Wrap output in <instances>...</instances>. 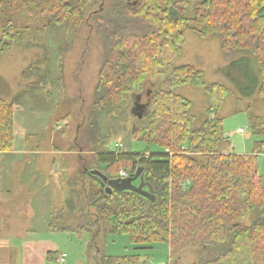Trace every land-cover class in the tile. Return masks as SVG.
<instances>
[{"label": "trees", "instance_id": "obj_1", "mask_svg": "<svg viewBox=\"0 0 264 264\" xmlns=\"http://www.w3.org/2000/svg\"><path fill=\"white\" fill-rule=\"evenodd\" d=\"M10 4L26 13L23 20L35 24L37 30H41L40 18L49 20L48 26L81 27L92 18L96 22L104 58L85 128L95 166L84 168L88 178V186L81 187L85 204L74 188L65 203L69 212H80L75 231L88 233L93 241L126 236L136 251L164 244L170 258L195 250L198 264H264V185L257 173V155L219 151L225 137L222 119L216 114L229 90L217 83L205 85L203 73L192 66H173L188 31L201 40L218 37L227 58L241 54L230 67L240 71L238 67L245 66L254 80L260 78L252 92H242V96L256 92L264 102V0H201L190 19L185 15L186 3L177 0H110L107 8L98 5L99 0H10ZM0 22L3 47H29L24 40L28 25H11L5 19ZM42 60L47 67V56ZM40 64L41 60L35 61L23 72L25 78H39V86L48 77L47 68L40 72ZM163 69L171 70L170 77L151 96L149 114L135 116L137 121H150L146 128L132 130L133 138L162 151H102L101 116L123 112L132 88L141 91L143 84L156 81ZM235 75L230 72L232 78ZM233 83L237 88L242 84ZM183 85L202 88L209 97L207 117L196 128L189 116L191 102L171 91ZM20 98L9 103L0 99V153L13 150V118ZM247 112L251 134L264 136L262 119L249 109ZM263 148L264 141L256 143V149ZM92 169L109 181H121L117 176L123 170L129 175L126 179L139 182L133 188H142L107 194L108 184L102 187V181L89 174ZM64 212H58L53 222L56 226L51 228L57 227ZM249 215H253L252 222L241 225ZM57 229L69 230L63 226ZM58 257L47 254L48 261L55 262ZM101 264H139V257L104 256Z\"/></svg>", "mask_w": 264, "mask_h": 264}, {"label": "rangeland", "instance_id": "obj_2", "mask_svg": "<svg viewBox=\"0 0 264 264\" xmlns=\"http://www.w3.org/2000/svg\"><path fill=\"white\" fill-rule=\"evenodd\" d=\"M134 1L137 0H130ZM177 1L186 3L185 15L190 19L194 6L201 0ZM109 3L110 0H99L98 5L107 8ZM25 17L27 14L15 10L10 0H0V20L5 19L11 25L29 26L24 38L29 47L13 44L3 47L0 43V99L9 103L21 97L20 107L14 111L13 150L0 153V264H22L23 244L31 238H46L55 243L56 254L66 255L63 264H101L104 256L118 259L130 256L134 250L126 236L93 241L88 233L75 231L79 226L80 212L78 209L69 212L65 205L71 199L72 188L81 194L82 184L88 186L84 168L95 166L85 128L104 58L102 44L94 29L96 22L92 18L81 27L48 26L50 21L40 18L41 30H37L35 24L29 25L23 20ZM1 35L0 22V38ZM46 56L47 67L42 60ZM240 56L234 53L227 58L221 51L218 37L201 40L190 30L185 35L182 53L173 66H192L203 73L205 85L217 83L228 88L229 92L216 114L222 119L226 134L219 151L237 155L256 153L257 173L264 185V148L256 149V143L263 142L264 136L251 134L247 112L249 109L264 122V102L256 92L252 96H242V92H252L260 78L257 76L254 80L245 66H239L240 71L230 67ZM38 60H41L40 72L48 70L47 82L40 86L37 83L39 78L23 77L27 67ZM229 71L236 72L237 76L232 78ZM170 73V69H163L159 78L147 80L141 91L132 88L125 97L123 112L101 116L102 151L133 154L162 151L133 138L132 130L146 128L150 119L137 121L135 107L137 104L144 106L142 117L149 114L151 96L163 88V81L170 77ZM234 81L242 83L240 89ZM171 91L191 102L192 127L200 126L210 106L205 91L190 85ZM237 129L243 133L237 134ZM132 185L138 187L139 182L134 181ZM84 195H80L83 205L86 202ZM61 209L65 212L57 227H67L68 231L50 226H56L54 218ZM252 220L253 215H249L241 225L248 226ZM140 253L144 260L139 259V264L199 263L197 251L184 252L188 259L184 262L181 257L170 258L164 244Z\"/></svg>", "mask_w": 264, "mask_h": 264}, {"label": "crops", "instance_id": "obj_3", "mask_svg": "<svg viewBox=\"0 0 264 264\" xmlns=\"http://www.w3.org/2000/svg\"><path fill=\"white\" fill-rule=\"evenodd\" d=\"M224 137L226 138V134L224 133ZM154 246L149 250H134V253L132 255H137L141 260H144L142 258L140 252H148L152 251ZM169 254V249L166 246ZM57 251V245L50 241L49 239L43 238L39 240L34 239H28L23 244V252H22V264H58L57 261L52 262L47 260V254L48 253H56ZM185 257L187 256H181L184 262H186ZM143 262V261H142Z\"/></svg>", "mask_w": 264, "mask_h": 264}, {"label": "water", "instance_id": "obj_4", "mask_svg": "<svg viewBox=\"0 0 264 264\" xmlns=\"http://www.w3.org/2000/svg\"><path fill=\"white\" fill-rule=\"evenodd\" d=\"M144 106L137 104L135 107V116L137 117H141V113L143 112ZM87 171V170H86ZM90 175L92 176H96L98 177L101 181L102 184L101 186H105V184H108V186L105 188V192L107 194H110L112 192V190H125V189H129V190H136L135 188H133L132 186V182L135 181V179H126V180H115V181H109L107 177H105L100 171L98 170H90L88 171ZM142 188V185L139 186L138 190Z\"/></svg>", "mask_w": 264, "mask_h": 264}, {"label": "built area", "instance_id": "obj_5", "mask_svg": "<svg viewBox=\"0 0 264 264\" xmlns=\"http://www.w3.org/2000/svg\"><path fill=\"white\" fill-rule=\"evenodd\" d=\"M236 133H237V134H242L243 131H242L241 129H237V130H236ZM183 150H184V148H183ZM128 176H129V175H128L127 172L121 170V171L118 173L117 178L120 179V180H123V179L128 178ZM65 258H66V255H65V254H60L59 257H58V259H57V263H58V264H63V263L65 262Z\"/></svg>", "mask_w": 264, "mask_h": 264}, {"label": "flooded vegetation", "instance_id": "obj_6", "mask_svg": "<svg viewBox=\"0 0 264 264\" xmlns=\"http://www.w3.org/2000/svg\"><path fill=\"white\" fill-rule=\"evenodd\" d=\"M84 171H85V169H84Z\"/></svg>", "mask_w": 264, "mask_h": 264}]
</instances>
